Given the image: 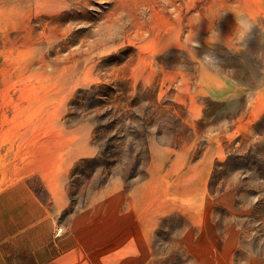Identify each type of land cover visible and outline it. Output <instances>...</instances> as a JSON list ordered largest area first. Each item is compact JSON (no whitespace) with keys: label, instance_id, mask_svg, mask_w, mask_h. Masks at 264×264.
Wrapping results in <instances>:
<instances>
[{"label":"rangeland","instance_id":"obj_1","mask_svg":"<svg viewBox=\"0 0 264 264\" xmlns=\"http://www.w3.org/2000/svg\"><path fill=\"white\" fill-rule=\"evenodd\" d=\"M0 104L58 264H264V0H0Z\"/></svg>","mask_w":264,"mask_h":264},{"label":"crops","instance_id":"obj_2","mask_svg":"<svg viewBox=\"0 0 264 264\" xmlns=\"http://www.w3.org/2000/svg\"><path fill=\"white\" fill-rule=\"evenodd\" d=\"M2 124L0 127V264H58L59 258H54L57 253H54L53 247V218L46 204L24 178V163L14 161L11 154H8L13 146L21 152L24 146V130L12 129L5 122ZM30 242L42 243V248L49 252V260H38L37 254L30 252Z\"/></svg>","mask_w":264,"mask_h":264}]
</instances>
